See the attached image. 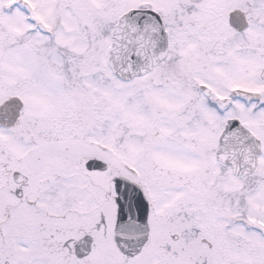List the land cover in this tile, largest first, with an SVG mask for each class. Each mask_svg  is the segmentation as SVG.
<instances>
[{
    "label": "snow or ice",
    "instance_id": "1",
    "mask_svg": "<svg viewBox=\"0 0 264 264\" xmlns=\"http://www.w3.org/2000/svg\"><path fill=\"white\" fill-rule=\"evenodd\" d=\"M0 264H264V0H0Z\"/></svg>",
    "mask_w": 264,
    "mask_h": 264
}]
</instances>
